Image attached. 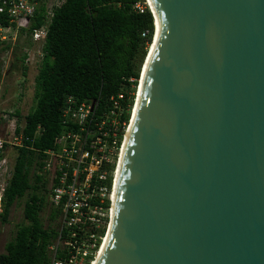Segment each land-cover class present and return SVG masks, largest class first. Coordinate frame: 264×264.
I'll use <instances>...</instances> for the list:
<instances>
[{
	"label": "water",
	"instance_id": "1",
	"mask_svg": "<svg viewBox=\"0 0 264 264\" xmlns=\"http://www.w3.org/2000/svg\"><path fill=\"white\" fill-rule=\"evenodd\" d=\"M149 2L158 34L93 264H264V0Z\"/></svg>",
	"mask_w": 264,
	"mask_h": 264
},
{
	"label": "trees",
	"instance_id": "2",
	"mask_svg": "<svg viewBox=\"0 0 264 264\" xmlns=\"http://www.w3.org/2000/svg\"><path fill=\"white\" fill-rule=\"evenodd\" d=\"M138 3L144 5L145 0H65L54 10L34 79V105L21 117L23 124H17L22 143L16 148L1 198L0 221L8 223L12 207L24 199V222L5 244L0 264H50L49 247L58 238L61 211L49 201L52 186L42 172L44 152L58 149V139L65 132L77 131V126L64 123L63 111L68 105L96 102L95 119L99 121L119 95L125 107L133 104L154 34L152 13L148 6L139 12L135 9ZM44 22V8L40 7L30 27L19 31L25 36L23 43L5 45L6 49L13 47L23 77L28 70L24 49L32 45V29ZM0 25L13 23L0 16ZM8 116L19 118V113ZM122 119L127 121L128 115Z\"/></svg>",
	"mask_w": 264,
	"mask_h": 264
},
{
	"label": "built area",
	"instance_id": "3",
	"mask_svg": "<svg viewBox=\"0 0 264 264\" xmlns=\"http://www.w3.org/2000/svg\"><path fill=\"white\" fill-rule=\"evenodd\" d=\"M64 2L0 0V16L13 23L0 25V40H5V33L17 35L22 29H28L37 10L43 7L45 22L33 28L30 35L31 41L42 47L53 12ZM145 6L148 3H138L135 9L142 13ZM38 53L42 57L41 50ZM137 88L131 106L125 107L120 101L122 95H119L111 100V109L99 121L95 119L96 102L68 105L63 111L64 123L78 129L62 134L58 149L44 152L42 172L52 186L49 201L61 211L59 235L49 247L50 264H93L104 243L109 229L115 177L133 117ZM124 115H128L127 121L122 119ZM2 117L1 122L7 116ZM16 127L17 124H6L4 135L0 136V212L2 194L11 174L5 153L8 149L16 152L22 143ZM102 230H105L103 235Z\"/></svg>",
	"mask_w": 264,
	"mask_h": 264
},
{
	"label": "rangeland",
	"instance_id": "4",
	"mask_svg": "<svg viewBox=\"0 0 264 264\" xmlns=\"http://www.w3.org/2000/svg\"><path fill=\"white\" fill-rule=\"evenodd\" d=\"M145 3L147 4V0H145ZM4 35L6 37L5 40H0V119L4 118L2 116L7 117L2 122L0 121V136L4 135L3 128L6 124L22 125L23 120L21 117H24L33 107L34 79L37 75L41 59L38 56L41 46L31 41V47L24 49L27 52L25 64H27L28 70L26 76L23 77L21 64L15 61L13 56V47L6 49L5 45L11 44V46H14L13 44L18 40L22 44L25 36H20V32L17 35H14L12 32L5 33ZM19 54L20 51L18 50L16 56H19ZM12 62L15 64L14 67H11ZM15 112L19 113V118L8 116ZM15 156L16 152L12 149H8L5 153V159L10 173ZM23 202L24 199L14 204L8 223L3 224L0 221V254L4 253V246L13 237L17 225L24 222L22 217ZM42 216L45 218L46 211L43 212Z\"/></svg>",
	"mask_w": 264,
	"mask_h": 264
},
{
	"label": "bare ground",
	"instance_id": "5",
	"mask_svg": "<svg viewBox=\"0 0 264 264\" xmlns=\"http://www.w3.org/2000/svg\"><path fill=\"white\" fill-rule=\"evenodd\" d=\"M148 2H149V0H148ZM149 5H150V2H149ZM151 9H152V8H151ZM157 34H158V25H157V22H156V34H155L154 42H153V44L151 45V47H150V49H149V53H150V51H151V49H152V47H153V45H154V43H155V41H156ZM28 35H29V34H28ZM148 55H149V54H148ZM137 97H138V95H137ZM136 102H137V99H136ZM135 107H136V104H135V106H134V111H135ZM134 111H133V115H134ZM132 118H133V117H132ZM131 122H132V121H131ZM120 160H121V158H120ZM119 165H120V161H119ZM119 165H118V169H119ZM118 169H117V174H118ZM117 174H116V177H115V182H116ZM113 196H114V194H113Z\"/></svg>",
	"mask_w": 264,
	"mask_h": 264
}]
</instances>
